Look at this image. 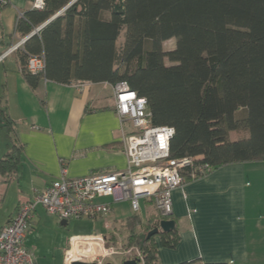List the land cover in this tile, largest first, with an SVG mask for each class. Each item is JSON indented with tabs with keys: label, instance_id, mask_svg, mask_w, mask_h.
<instances>
[{
	"label": "trees",
	"instance_id": "16d2710c",
	"mask_svg": "<svg viewBox=\"0 0 264 264\" xmlns=\"http://www.w3.org/2000/svg\"><path fill=\"white\" fill-rule=\"evenodd\" d=\"M72 1L43 0L42 9L29 8L16 19L14 32L28 36ZM170 39L175 46L165 52L162 44ZM14 54L32 89L42 79L63 85L125 82L146 101L153 126L174 129L172 159L194 158L212 170L264 161V0H76ZM37 56L44 57L42 75L26 70L28 59ZM0 133L7 141L0 175L9 176L22 145L1 86ZM159 221L128 217L124 248L139 247V235ZM157 236L165 248L179 241L176 230ZM155 237L140 249L142 264H157ZM113 239L107 244L115 245Z\"/></svg>",
	"mask_w": 264,
	"mask_h": 264
},
{
	"label": "crops",
	"instance_id": "0c3cea01",
	"mask_svg": "<svg viewBox=\"0 0 264 264\" xmlns=\"http://www.w3.org/2000/svg\"><path fill=\"white\" fill-rule=\"evenodd\" d=\"M29 8L27 0H9V5L0 9L1 27L8 15L15 14L13 35L0 38L1 53L23 39L14 32V25L18 14ZM73 85L42 79L32 89L20 73L14 53L0 63L4 106L14 122L16 141L22 145L16 172L0 175L4 188L16 185L13 209L0 220V229L20 204L30 200L34 189L43 190L59 179L62 171L72 179L126 169L122 139L130 132V125H121L118 119L112 86L89 83L77 90ZM171 199L173 213L168 219L174 221L179 241L174 248H165L158 236L154 238L157 264H264V161L228 164L204 177L186 180L182 188L171 193ZM106 201L111 202L112 211L95 220L102 222L104 230L93 236H115V242L119 229L125 228L130 217L122 219L115 207L129 203L114 202L112 198ZM141 211H145L144 217ZM137 216L144 224L158 219L148 200L140 201ZM61 222L36 208L24 245L28 238L35 240L48 224L52 228L68 226V222ZM126 236L127 231L124 243ZM70 238L54 248L61 253L58 264H66ZM78 252L73 248L68 255L76 260Z\"/></svg>",
	"mask_w": 264,
	"mask_h": 264
},
{
	"label": "built area",
	"instance_id": "2783aa9c",
	"mask_svg": "<svg viewBox=\"0 0 264 264\" xmlns=\"http://www.w3.org/2000/svg\"><path fill=\"white\" fill-rule=\"evenodd\" d=\"M7 0H0V8ZM30 9H42L43 0H33ZM23 17L19 13L17 19ZM25 37L15 46L0 55V63L20 49ZM43 56L30 57L26 70L33 75L44 73ZM89 83L78 82L73 86L82 90ZM116 114L121 125L129 124L130 132L122 139L127 167L122 171L96 174L68 179L64 171L59 179L52 181L43 190L34 189L32 197L20 204L8 223L0 229V264H37L35 257L24 245L26 234L31 229L36 208L61 221L77 219L98 220L112 211L111 202L126 201L133 215L140 212V201H151L160 220L172 215L171 193L182 188L188 177L191 180L208 175L212 168L207 164H195V159L186 157L172 159L169 155L170 140L174 129L169 126H153L146 101L129 89L125 82L112 86ZM188 176V177H186ZM106 228L109 224L105 223ZM102 236L71 237L70 250L74 245L87 246L86 254L78 260L66 253L65 262L71 264H122L125 261L143 263L138 246L124 248L125 243L107 244Z\"/></svg>",
	"mask_w": 264,
	"mask_h": 264
},
{
	"label": "rangeland",
	"instance_id": "374dc122",
	"mask_svg": "<svg viewBox=\"0 0 264 264\" xmlns=\"http://www.w3.org/2000/svg\"><path fill=\"white\" fill-rule=\"evenodd\" d=\"M8 9V8H7ZM3 10V9H2ZM1 11V10H0ZM6 11V9H5ZM8 15L5 19L2 27L0 26V38L6 39L9 35H13V17ZM123 33L119 36L117 40V48L122 45L123 42ZM175 46V40L170 39L165 41L162 44L163 51H171ZM165 63L168 65L167 60ZM7 141L5 140L4 133H0V154L2 155L5 151V145ZM15 184H8L5 188L4 185L0 182V220L9 214L14 205V197H15ZM115 211L121 216L122 219H125L127 216H131L132 212L129 209L127 203H119L115 207ZM141 216H145V211H141ZM43 230L39 235L35 236L34 239L28 238L25 241V247L31 251L35 257L36 263L40 264L43 262H50L52 264L60 263L61 253L59 250H55V246L58 244L60 246L65 243L69 237H88L93 236L94 234L103 233V225L102 222H95L94 220L89 219H77L74 221H69L68 226L66 228L58 227L52 228L48 225L42 227ZM123 229V230H122ZM137 232H142L140 227L137 228ZM30 234V233H29ZM126 234L125 228H120L118 231L117 240L121 244H124V236ZM73 248H76L78 253L86 254L88 247L82 246L79 247L78 245H74ZM70 249V248H69Z\"/></svg>",
	"mask_w": 264,
	"mask_h": 264
},
{
	"label": "water",
	"instance_id": "95a60500",
	"mask_svg": "<svg viewBox=\"0 0 264 264\" xmlns=\"http://www.w3.org/2000/svg\"><path fill=\"white\" fill-rule=\"evenodd\" d=\"M76 0H73L71 4H73ZM71 4H69L67 7H65L63 10H61L59 13H57L55 16H53L51 19H49L47 22L42 24L40 27L35 29L32 33H30L28 36L25 37V41L28 40L33 35L37 34L42 28H44L49 22L57 18L66 8H68ZM65 221H62L61 224H65ZM175 231V223L173 220H160L158 227L152 229L151 231L139 235V248L142 249L144 243L148 241L149 239L157 236L159 233H169ZM71 264H85L80 262H73ZM93 264V263H92ZM122 264H136L135 261H125Z\"/></svg>",
	"mask_w": 264,
	"mask_h": 264
},
{
	"label": "bare ground",
	"instance_id": "6f19581e",
	"mask_svg": "<svg viewBox=\"0 0 264 264\" xmlns=\"http://www.w3.org/2000/svg\"><path fill=\"white\" fill-rule=\"evenodd\" d=\"M77 257H76V260H78L79 259V257L81 256V254L80 255H76Z\"/></svg>",
	"mask_w": 264,
	"mask_h": 264
}]
</instances>
